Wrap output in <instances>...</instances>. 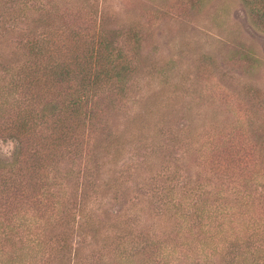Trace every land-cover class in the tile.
I'll return each mask as SVG.
<instances>
[{
  "label": "rangeland",
  "instance_id": "rangeland-1",
  "mask_svg": "<svg viewBox=\"0 0 264 264\" xmlns=\"http://www.w3.org/2000/svg\"><path fill=\"white\" fill-rule=\"evenodd\" d=\"M254 2L0 0V264H117L120 249L140 264H264ZM107 67L82 114L64 111L68 83ZM23 108L49 120L17 140Z\"/></svg>",
  "mask_w": 264,
  "mask_h": 264
},
{
  "label": "trees",
  "instance_id": "trees-1",
  "mask_svg": "<svg viewBox=\"0 0 264 264\" xmlns=\"http://www.w3.org/2000/svg\"><path fill=\"white\" fill-rule=\"evenodd\" d=\"M254 3H257V7L256 6L255 7L257 8L256 13L258 14V15L254 16V19H256L257 23L262 24L264 26V0H255ZM250 5H252V4H250ZM253 12H255V11H253ZM106 53H108V52H106ZM112 67H114V66H112ZM110 69L113 70V68H110ZM68 70L69 69L58 70V73L54 77L55 79L52 82L51 87H53L56 90V92L53 93V96H55L56 98H61V96L59 95V93L61 94V91H62L60 85L62 83H68L71 81L70 78H71L72 74L69 73ZM112 75H114V74H110L109 69L107 67V69H102L101 71H99L98 75H95L91 79V81H88L86 79L85 73L82 72L81 78L84 82L81 83L82 86H80V88H76L74 86L70 87L69 83L67 85V89L70 92H69L68 96L63 97V99H61V101H60V104L63 107L64 111H66L68 113L71 112L76 117H79L82 114L81 105H84V102L88 98H91L89 96V93H87L88 88L90 89L93 86H96V87L102 86V84H104L110 80ZM79 76H80V71H79V73H77V75H75V74L73 75V81L78 82ZM117 77H119V75ZM91 112H92V109H91ZM43 113H45V109L41 111L39 108H29V109L23 108V109H18L14 113H12L10 115V117H12L11 127L13 130L14 138L17 140L29 138L30 135H32L34 132H36L37 129H39L41 126L47 125L48 120H49V116H48V114L44 115ZM139 120H141V121H139L140 123L138 122V124L142 125V123L146 120V118L144 116H142ZM133 124H136V121H133ZM124 133H118L116 139L120 140L122 137H125L126 134H124ZM62 140L63 139H61V141ZM59 144H60L59 139L54 140L53 145L55 147L60 146ZM61 180H63L62 177H61ZM14 182L15 181L13 180V183ZM62 182L63 181H61V183ZM204 206L206 207V201L199 202V204H197V207L195 210L199 214H203V213H205ZM219 211L221 212V208ZM155 233H153V234H155ZM120 243H122V241H120ZM40 251H41V249H40ZM118 252H119V256L116 255V258H117L116 263L117 264H137L138 262L140 264V256L139 255H137V254L133 255L132 254V256L124 257L123 255L126 252L125 250L120 249ZM37 260H38L37 255H35L31 261H32V263H34Z\"/></svg>",
  "mask_w": 264,
  "mask_h": 264
}]
</instances>
